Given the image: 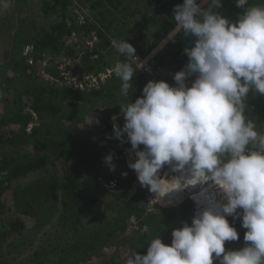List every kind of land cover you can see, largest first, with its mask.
I'll return each instance as SVG.
<instances>
[{"label":"clouds","instance_id":"1","mask_svg":"<svg viewBox=\"0 0 264 264\" xmlns=\"http://www.w3.org/2000/svg\"><path fill=\"white\" fill-rule=\"evenodd\" d=\"M206 2L183 0L174 8V20L193 38L175 85L149 81L142 97L120 104L122 128L115 123L120 114L111 118L115 138L123 143L126 134L134 150L135 162L128 166L154 194L151 203L200 188L190 199L191 224L174 229L170 245L153 238L146 255L132 252L126 264H264V134L246 115L250 91L264 95V3L236 0L244 12L231 22L213 11L222 0L204 8ZM11 5L12 0H0V14ZM116 47L127 60L112 71L121 81V96L128 98L136 49L125 39ZM92 112L88 125L99 123ZM112 161L110 153L104 162L115 171ZM165 166L179 175H162ZM196 204L204 207L195 216ZM232 217H242L245 246L226 251L227 241L239 239L228 221Z\"/></svg>","mask_w":264,"mask_h":264},{"label":"trees","instance_id":"2","mask_svg":"<svg viewBox=\"0 0 264 264\" xmlns=\"http://www.w3.org/2000/svg\"><path fill=\"white\" fill-rule=\"evenodd\" d=\"M55 7H60L65 10L72 5L71 0H52ZM84 5L89 6L95 12V23H86L79 26L75 23L67 25L65 18L61 22L53 24L48 31L42 29L39 33L35 32L29 38H27L22 44L19 45L22 53V58L14 62L11 66H5L0 69V74H8L6 72L13 73L15 79L20 80L22 84V90L18 89V97L14 100L13 107H10V116L0 118V184L2 180L7 178L6 182L20 179L28 174L35 173L42 170L50 160L51 155H43L38 158H31L29 156L19 157L21 153V147L16 142L18 139L24 144H32L33 147L48 148L53 151V154L57 158L72 159L77 158L79 165L68 170L62 179L56 178L43 179L46 187L37 182L35 186L31 188V194L34 190H42V196L40 200L34 198L28 203H23L22 199L16 201L17 208H24V210L30 211L34 208V203H38L37 210L43 208L42 218L46 217L49 212L53 215L56 209H60V219L67 225V221L71 220V226L73 232H78L75 227L81 224L80 215H87L92 212L90 207H84V204H88V199L84 197L82 193V181L87 175V170L91 164L96 161H101L108 154H113L112 163L115 165L116 172L121 176L119 177V188L125 189L128 185L131 186L132 182L136 180L137 174L132 170H129L130 160H127L124 149L131 147L130 142L127 140L126 134H124V142L115 138L113 122L111 118L114 115L120 114V104L127 103L128 99L121 96L120 88L121 81L112 71L113 65L110 66L105 61L106 57L110 56L111 41L106 35H111V31L114 28L116 22H120L123 15L119 17L115 16L119 12L120 8H124V12L129 17H136L139 14H149L152 9L154 10L155 4L161 6L164 11V16L158 19L156 32L153 34L154 39L158 43L148 44L145 39L142 41L147 45L143 48L141 57L151 54L156 50L159 45H163L161 51L156 54L155 61L159 65H166L171 68V71L175 73L182 70L188 63V56L185 53V48L191 46L192 37L186 36L183 29L174 20V8L183 3V0H82ZM165 2V4H163ZM264 3V0H250V4ZM48 6V4H47ZM142 6V8H140ZM207 7V2L202 5ZM246 5L245 7H247ZM143 9L142 11H140ZM145 10V12H144ZM44 13H47L48 7L43 8ZM215 12H219L222 16L229 19L231 22H236L238 17L243 14L244 8H238L236 6V0H226L222 3L220 8H216ZM114 16V18H112ZM84 32L86 34H95L99 40L92 49H88L80 57V62L76 64V69H79L83 74H94L95 76L105 74L108 71H112L110 77L106 78L101 88L91 89L88 91L73 89L68 86L56 87L53 84L43 80L34 66H29L27 58L23 56V53L27 46L33 48L29 58L35 63L43 59L45 55L61 56L65 55L71 59H75L76 54L73 50L65 49V38L70 37L75 33ZM157 57V58H156ZM139 71V70H138ZM50 76L54 79H59V73L57 71L51 72L48 70ZM141 71L138 75L140 76ZM144 75V74H143ZM134 77V76H133ZM195 75L189 77L186 81L188 85L195 79ZM7 79H10L9 77ZM147 81V78H142ZM8 80L5 84H0V93H3L0 97V107L4 106L6 110L7 102H10L5 92L10 90ZM254 91V90H253ZM253 91H250L252 94ZM248 94L247 97V115H252L256 124L264 123V95L255 97ZM27 97L29 102L23 100ZM28 107L31 112L24 114V111ZM93 111V112H92ZM92 112L94 117L98 118L100 115L99 123H93L91 125L86 124L88 118ZM35 114L39 125L32 128L31 132L27 133L26 130L34 118L32 114ZM121 128L123 127L125 120L122 114L119 115L117 121H115ZM22 127L21 134L17 136H8L3 133V129L10 127V125H18ZM42 132H45L47 141L43 144ZM11 133V132H10ZM111 135V136H110ZM111 137V139H110ZM97 146V147H96ZM100 149V147H102ZM10 147L17 151L13 154H7L1 151V149ZM143 145H140V150L143 149ZM89 150L84 155V151ZM105 161V160H104ZM166 167V166H165ZM165 168L162 170L164 171ZM127 173V175H123ZM135 173V174H133ZM5 182V183H6ZM27 192V193H30ZM31 201L33 204H31ZM90 204L95 205V202L91 199ZM146 201L145 196L137 193L136 197L132 198L129 202L123 205L126 211L122 214L121 223L116 221L113 225V229L105 233L100 231L101 234L88 237L91 242L90 251H94V245L101 242V240L108 241V238L119 234L125 230L127 221L133 217H139L145 213L144 203ZM33 205V206H32ZM180 210L183 217L192 221L194 207L192 202L187 201L180 206ZM34 208V209H35ZM2 206L0 204V210ZM42 209V210H43ZM175 212L169 215L151 214L147 216L145 220H140L139 225H148V231L144 234L139 232L134 233L129 237V241L132 243V247L142 246V241L149 235L156 233L154 230L157 226L166 228L175 222ZM229 223L234 226L238 232L239 239L243 246H245L244 235L247 231L242 227L241 218H230ZM165 225V226H164ZM25 225L19 220L11 221L4 230L0 231V238L4 240L14 233H22ZM181 228V227H180ZM173 230V228H171ZM70 232V231H69ZM152 239L149 238V245ZM145 241V240H144ZM143 241V242H144ZM79 243L76 242L75 245ZM124 244V243H123ZM147 244L143 243L145 247ZM126 246V245H125ZM130 246V248H131ZM106 247V243L100 244L99 248ZM88 252L87 249L84 250ZM98 252V250H97ZM94 254L88 255L89 262H92L91 258L99 257ZM80 260V259H79ZM79 260H76L77 262ZM87 262V261H86ZM62 263V262H61ZM0 264H2V258L0 254ZM87 264V263H85ZM95 264V263H91Z\"/></svg>","mask_w":264,"mask_h":264},{"label":"rangeland","instance_id":"3","mask_svg":"<svg viewBox=\"0 0 264 264\" xmlns=\"http://www.w3.org/2000/svg\"><path fill=\"white\" fill-rule=\"evenodd\" d=\"M71 1L72 5L63 10L60 7H55L52 0H48L47 16H45V20L41 22L46 24L44 29L49 31L53 24L61 22L64 18L67 25L75 23L82 26V24L86 23H95V12L93 9L84 5L82 0ZM224 1L226 0H222V3ZM163 4H165V2ZM209 4L210 0L207 2V7ZM140 8H142V6ZM162 9L161 6L155 4L154 10L152 9L149 14L143 15L138 13L136 17H129L127 13L124 12V8H120L115 16L119 17L120 15H123L124 18L122 17V20L119 23H115L111 35H106L111 41V47L109 49L110 56L106 57L105 61L110 66H114L119 61L127 60V57L122 56L117 51L116 47V45L122 40L125 39L136 49L135 56L137 58V64L133 65L135 73L131 81L132 89L127 98L129 102H135L137 98L142 97V89L149 81L163 80L169 83L170 86H174L176 83L173 79L175 72L171 71V68L167 66L168 64L159 65L160 67H158L157 62L155 61V56L161 51L163 45H159L153 53L141 57V53H144V51L142 52L143 48L147 46L142 39H145L148 44H155L156 46L158 44L154 39L153 34L156 32L158 19L161 18V16L165 17ZM142 10L143 9L140 11ZM215 10L216 8L213 9L214 12ZM112 18H114V16ZM64 41V50H73L76 54L75 59H71L65 55L55 57L52 55H45L39 62L35 63L33 61V66L39 76L56 87L68 86L73 89L85 91L93 88L96 90L100 89L106 78L110 77L112 71L95 76L94 74H83L79 69L75 70L76 64L80 62L82 54L99 43L97 36L92 33L86 34L81 31L70 37H66ZM48 70L51 72L57 71L59 73V79H54L50 76ZM138 70L144 75L140 74L139 76ZM8 77L10 79H7ZM144 77L147 78V81L142 79ZM14 78L12 72H9L8 74H0V84H5L8 80H11V83L8 84L10 90L5 92V95L8 96L10 102L5 101V104L7 105L6 110L4 109V106L0 107V118L10 116V107L11 109H14L13 103L18 97L17 90H22L23 88L20 80L15 79L12 81ZM253 93L254 91L252 94ZM249 94L252 95L251 93ZM253 96L258 97L263 95L255 92ZM23 100L29 102L26 96ZM1 105L2 104H0V106ZM29 112H31L30 109L26 107L24 114H28ZM31 114L34 120L32 121V124L28 126L26 130L27 133L31 132L33 127L40 124L35 114ZM247 116L248 118L255 120L252 118V115ZM98 118H100V115H98ZM256 125L257 131L264 134V123ZM21 127L20 124L10 125V127L3 129V133L15 137L21 134ZM41 135L44 139L43 144H45L47 136L45 132H42ZM16 142L20 145L22 150L21 153H19V157L23 158L29 156L31 158H38L43 155H51V158L42 170L9 182H6L7 178L5 177L0 184V204L2 206V209L0 210V231L4 230V227L14 220H19L25 225L21 234L14 233L4 240H1L0 238L2 264H91L92 262L95 264H126L127 257L132 252L141 255L147 254V249L150 246L148 241L149 238L153 239L159 236L162 242L170 245L173 238V230L182 227L185 222L189 224L192 222L186 220L183 217L182 212L179 211L181 204L187 201L191 202L190 199H192V196L190 194H187L185 191L173 193L170 196L163 198V202L153 204L151 201L154 198V194L150 193L147 188L141 187L137 177L136 180L132 182L131 186L128 185L123 190L120 189L119 177L121 174L119 175L116 172V168L115 171H110L109 166L104 162L105 158L91 164L87 170L85 179L82 181V193L84 194V197L88 199V204H84L83 208L90 207L93 211L87 215L84 214V216L80 215L81 224L79 223V225L75 226L78 229V232H73L74 226L70 227L71 220L67 221V225H63L65 223L60 219L59 208L56 209L54 215L49 212L48 215L43 218L42 213L44 212V209L41 208L39 212L38 203H34V208L36 206L38 210L37 208H32L30 211L24 210L27 206H22L24 208H17L16 201L22 199V196H24L23 203L25 202V204H29L28 202L33 198L37 201L40 200L42 190H34L32 194L30 192L31 188L35 186V183L39 182L42 187L43 185L46 187V182H44L43 179H62L69 169L79 165V160L77 158L68 160L63 157L57 158L50 147H33L32 144H24L19 139ZM101 148H103V146L100 147V149ZM89 150L90 149L84 151V155L88 153ZM1 151L6 152L7 154H13L17 150L7 147L1 149ZM124 152L127 156V160H130V163L135 162L134 150H132L131 147H126ZM129 170L135 172V170L130 167ZM164 173H168L169 177L178 174L171 173L167 166L165 167V170L162 171V175ZM110 181L118 182V188L113 193L107 192L103 188V185ZM138 192H140V194L143 193L146 198L144 203L145 213L139 215V217L130 218L127 221L123 232L121 231L119 234L109 237L108 241L105 239L101 240V242L94 245V251H90L91 242H89L88 237L96 234L100 235V231L108 233L113 229V224L116 221L121 223L123 220L121 215L126 211V209L123 208V205L136 197ZM91 199L95 202V205L90 204L91 201L89 200ZM169 201H171V203H169ZM31 204H33L32 201ZM174 212L176 218L174 220L175 222L172 223L173 225L166 228H158L157 226L151 225V227H156L154 230L156 233L145 238V241H142V246L139 247V250H137L136 247L131 246L132 243L129 241L131 235H134L136 232L145 235V232L149 230L148 225L144 227L142 226V228L140 227V220H145L147 216H150L151 214L169 215ZM171 228H173V230ZM76 242L79 244L75 245ZM104 243H106V247L100 249L99 245ZM143 243H146L147 245L144 247ZM242 247L243 244L240 239L237 241H227L225 243L226 251L237 250ZM85 249L88 250L87 253L84 252ZM94 252H97L95 255H99V257L91 258L93 261L89 262L88 255L94 254ZM76 260L79 261L77 262ZM214 264H219V260H215Z\"/></svg>","mask_w":264,"mask_h":264},{"label":"crops","instance_id":"4","mask_svg":"<svg viewBox=\"0 0 264 264\" xmlns=\"http://www.w3.org/2000/svg\"><path fill=\"white\" fill-rule=\"evenodd\" d=\"M47 4L48 0H12L11 7L0 14V69L22 58L19 45L44 29L46 24L41 22L47 13L42 10Z\"/></svg>","mask_w":264,"mask_h":264},{"label":"built area","instance_id":"5","mask_svg":"<svg viewBox=\"0 0 264 264\" xmlns=\"http://www.w3.org/2000/svg\"><path fill=\"white\" fill-rule=\"evenodd\" d=\"M32 51H33V48L31 46H27V48L25 49V51L23 53V56L25 58H27L29 66L34 65L33 60L29 58ZM103 188L105 189V191L113 193L118 188V182L117 181H110V182L106 183L105 185H103ZM218 199H219V197H218ZM200 205H203V204H196V206H195V216L198 214L199 211H202V209H203L200 207ZM227 217L229 218L231 216H227Z\"/></svg>","mask_w":264,"mask_h":264},{"label":"bare ground","instance_id":"6","mask_svg":"<svg viewBox=\"0 0 264 264\" xmlns=\"http://www.w3.org/2000/svg\"><path fill=\"white\" fill-rule=\"evenodd\" d=\"M176 175H179V173L176 174ZM199 191H200L199 186H197L196 188H189V189H186V190H185V192H186L187 194H190L191 196H193V195H195V194H198ZM210 191H211V190H210ZM193 201L196 202V200H194V199H193ZM200 207L203 208L204 205H200ZM202 210H203V209H202Z\"/></svg>","mask_w":264,"mask_h":264}]
</instances>
